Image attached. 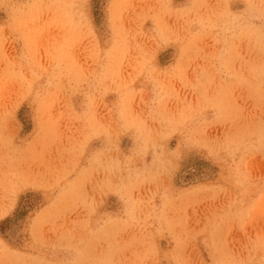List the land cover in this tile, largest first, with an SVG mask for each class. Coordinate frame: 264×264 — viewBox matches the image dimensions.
<instances>
[{
	"label": "rangeland",
	"instance_id": "obj_1",
	"mask_svg": "<svg viewBox=\"0 0 264 264\" xmlns=\"http://www.w3.org/2000/svg\"><path fill=\"white\" fill-rule=\"evenodd\" d=\"M20 207L0 264H264V0H0Z\"/></svg>",
	"mask_w": 264,
	"mask_h": 264
},
{
	"label": "trees",
	"instance_id": "obj_2",
	"mask_svg": "<svg viewBox=\"0 0 264 264\" xmlns=\"http://www.w3.org/2000/svg\"><path fill=\"white\" fill-rule=\"evenodd\" d=\"M26 215V213L21 210V207L16 211L13 218H9L5 220L1 226L0 230L3 234H15V230L18 228L20 221L23 219V217Z\"/></svg>",
	"mask_w": 264,
	"mask_h": 264
},
{
	"label": "bare ground",
	"instance_id": "obj_3",
	"mask_svg": "<svg viewBox=\"0 0 264 264\" xmlns=\"http://www.w3.org/2000/svg\"><path fill=\"white\" fill-rule=\"evenodd\" d=\"M30 174V173H29Z\"/></svg>",
	"mask_w": 264,
	"mask_h": 264
}]
</instances>
